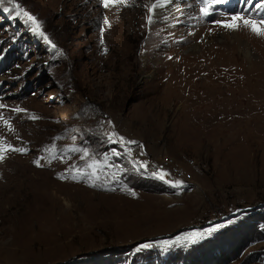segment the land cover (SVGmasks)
I'll list each match as a JSON object with an SVG mask.
<instances>
[{
  "label": "rangeland",
  "instance_id": "rangeland-1",
  "mask_svg": "<svg viewBox=\"0 0 264 264\" xmlns=\"http://www.w3.org/2000/svg\"><path fill=\"white\" fill-rule=\"evenodd\" d=\"M240 2L14 0L36 30L0 2V264H264V35L222 26L264 0ZM134 150L202 170L167 186Z\"/></svg>",
  "mask_w": 264,
  "mask_h": 264
},
{
  "label": "built area",
  "instance_id": "built-area-1",
  "mask_svg": "<svg viewBox=\"0 0 264 264\" xmlns=\"http://www.w3.org/2000/svg\"><path fill=\"white\" fill-rule=\"evenodd\" d=\"M131 158L149 179L167 186H173L175 181H181L183 186L191 185L194 187V173L202 170L201 164L192 158L186 159L185 163H179L172 156H158L156 158L139 150L132 151ZM165 173L167 175L161 179L160 177Z\"/></svg>",
  "mask_w": 264,
  "mask_h": 264
},
{
  "label": "snow or ice",
  "instance_id": "snow-or-ice-1",
  "mask_svg": "<svg viewBox=\"0 0 264 264\" xmlns=\"http://www.w3.org/2000/svg\"><path fill=\"white\" fill-rule=\"evenodd\" d=\"M0 2H2V0H0ZM9 3L13 4V7L15 9H17V15L20 14V12H23V15L25 17H27V19L29 21L32 22L33 25H35V28L34 30L38 29L39 28V25L37 24L36 22V19L35 17L29 15L28 12L26 11H23V9L21 8L20 4L18 3H14V0H8ZM116 0H104V7H108L110 3H115ZM220 3V0H204V7L201 8V12L203 13V15L205 17H207L210 12H209V9H211L213 7V4H219ZM264 5H260V4H255L254 7L256 8H260ZM157 7L156 4H153L152 5V8H155ZM231 21L230 23H224L222 24L223 27H227V28H232V29H235V28H238L240 25H239V22L240 21H243V24L245 27H250L251 31L256 34V35H264V17H261L259 20H256V19H252V18H245L244 16L242 15H239V14H234L232 17H231ZM105 23L107 24L108 21H107V18H105ZM149 23H151V17H149ZM219 23V21L217 22ZM41 35H43V33H41ZM45 39H47V37H45ZM101 43H103V41H101ZM54 47V45H53ZM105 51H107L105 49ZM0 107H2V105H0ZM16 111H21L19 109H16ZM7 123V122H5ZM113 136H115V134L113 133ZM112 137H110L111 139ZM121 141H123V138L121 137L120 138ZM128 143H132V144H135L136 142L135 141H128ZM10 150L12 151H23L22 149H15V148H11V146H8ZM73 151H75V149H73ZM84 155L87 156L88 153L87 151L84 152ZM3 159V156L0 155V160ZM43 159V158H41ZM35 163L39 166L40 164V160H37L35 161ZM89 167H92V165H89ZM77 172H79V169H76ZM83 173H81L82 175ZM167 174H163L160 178L161 179H164V177L166 176ZM74 179L76 178L75 176L73 177ZM174 187H181L182 186V182L181 181H175L174 184H173Z\"/></svg>",
  "mask_w": 264,
  "mask_h": 264
},
{
  "label": "trees",
  "instance_id": "trees-1",
  "mask_svg": "<svg viewBox=\"0 0 264 264\" xmlns=\"http://www.w3.org/2000/svg\"><path fill=\"white\" fill-rule=\"evenodd\" d=\"M199 1H201V0H199ZM224 1L226 2L227 6H233V7L237 6L239 4V1H241L242 3H246V2H249L251 4L256 3V0H224ZM239 5H241V4H239ZM262 5H264V3ZM261 8H263V11H264V6H262Z\"/></svg>",
  "mask_w": 264,
  "mask_h": 264
},
{
  "label": "bare ground",
  "instance_id": "bare-ground-1",
  "mask_svg": "<svg viewBox=\"0 0 264 264\" xmlns=\"http://www.w3.org/2000/svg\"><path fill=\"white\" fill-rule=\"evenodd\" d=\"M173 0H166V6L169 4V2L171 3ZM163 4H164V2H162V4L160 5L159 3H156V5H157V7L155 8L156 10H158V9H161L162 7H163ZM145 31H147V30H145ZM206 57V56H205ZM157 58V57H156ZM203 58V57H202ZM220 58V57H219ZM155 61V60H154ZM201 63H202V61H201ZM219 63V62H218ZM200 64V63H199ZM198 66V65H197ZM184 70V69H183ZM185 72V71H184ZM6 130V129H5ZM1 132V131H0ZM3 134V133H2ZM6 135V134H5ZM5 137H7L8 138V135L7 136H5ZM4 137V138H5ZM9 137H11V134H10V136ZM6 139V138H5ZM13 141H15L14 139H12ZM11 140V141H12ZM5 142V141H4ZM9 142V141H8ZM23 165V164H22Z\"/></svg>",
  "mask_w": 264,
  "mask_h": 264
}]
</instances>
